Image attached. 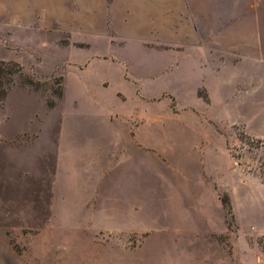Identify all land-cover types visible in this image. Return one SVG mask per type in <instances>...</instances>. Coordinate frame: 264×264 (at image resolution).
Here are the masks:
<instances>
[{
	"label": "rangeland",
	"instance_id": "374dc122",
	"mask_svg": "<svg viewBox=\"0 0 264 264\" xmlns=\"http://www.w3.org/2000/svg\"><path fill=\"white\" fill-rule=\"evenodd\" d=\"M40 5L0 11L20 68L0 101V264H264V0L238 22L207 4L203 35L175 38L207 65L178 80L153 37ZM150 125L160 154L126 150Z\"/></svg>",
	"mask_w": 264,
	"mask_h": 264
},
{
	"label": "crops",
	"instance_id": "0c3cea01",
	"mask_svg": "<svg viewBox=\"0 0 264 264\" xmlns=\"http://www.w3.org/2000/svg\"><path fill=\"white\" fill-rule=\"evenodd\" d=\"M20 0H0V11H7L5 20L9 21V5H14ZM32 1V0H30ZM40 5V12L47 13L49 10L55 12L56 19L72 20L70 18L85 21L86 32L89 33L95 28L102 31V34L127 37L129 40L138 36H151L154 46L151 48V65L162 69H169L171 77L175 80L186 77H197L201 68H205L206 61L202 59V44L183 45L175 43V38L195 37L203 35L201 29L206 21V5L214 3V14L229 21L238 22L239 18L253 19L255 5H262L263 0H34ZM29 14V13H28ZM248 17V18H247ZM106 20V22H104ZM96 21V22H95ZM101 21L103 22L101 25ZM247 27L245 30H247ZM253 25V24H252ZM251 25V26H252ZM72 26L62 23L60 28L69 33V42H76ZM59 28V27H58ZM67 36L68 34L65 33ZM87 36V35H86ZM87 41V40H86ZM81 42V41H80ZM193 51L194 56L187 53ZM219 61V59H216ZM186 69V71H182ZM125 74V73H124ZM122 76L124 80L129 78ZM220 83V77H218ZM106 84V82H104ZM103 83V84H104ZM122 95V92L118 91ZM139 92L135 87L134 95ZM166 92V91H165ZM146 97V96H145ZM110 127L115 125H108ZM92 127V126H91ZM90 126H71L69 131L80 134L91 128ZM148 133L144 135L135 129L133 136L124 141L125 149L139 152L143 149H150L159 153V142L151 139L149 132L153 129L151 125ZM118 128V126H117ZM157 130V129H156ZM154 130V132L156 131ZM61 140L65 138L62 135ZM111 136H101L110 138ZM104 141V140H103ZM137 148V149H136Z\"/></svg>",
	"mask_w": 264,
	"mask_h": 264
},
{
	"label": "trees",
	"instance_id": "16d2710c",
	"mask_svg": "<svg viewBox=\"0 0 264 264\" xmlns=\"http://www.w3.org/2000/svg\"><path fill=\"white\" fill-rule=\"evenodd\" d=\"M19 72L20 68L17 63L0 60V101L5 97L7 90L14 82L15 75ZM27 82L29 84L31 83L29 79ZM52 104V102H49L48 106H51ZM221 202L222 205H224V202L222 200Z\"/></svg>",
	"mask_w": 264,
	"mask_h": 264
}]
</instances>
